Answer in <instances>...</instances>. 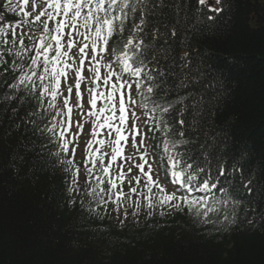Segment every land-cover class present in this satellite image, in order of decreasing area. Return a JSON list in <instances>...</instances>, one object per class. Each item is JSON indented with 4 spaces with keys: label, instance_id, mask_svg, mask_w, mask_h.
Instances as JSON below:
<instances>
[{
    "label": "trees",
    "instance_id": "1",
    "mask_svg": "<svg viewBox=\"0 0 264 264\" xmlns=\"http://www.w3.org/2000/svg\"><path fill=\"white\" fill-rule=\"evenodd\" d=\"M211 3L222 10L198 11V0H146L147 24L141 35L147 34L146 43L155 41L149 59L151 53L157 57L154 75L161 89L168 90L166 99L187 97L171 113L190 141L181 150L201 160L204 153L219 157L214 166L242 168L243 181L240 171L234 173L235 202L217 205L220 212L210 216L214 223H201L186 211L161 216L162 210L155 209L148 217L143 207L135 217L129 208L127 219L121 210L118 219L111 204L105 211L77 193L69 203L66 174L52 155L56 146L26 117L34 105L19 107L18 101L3 99L12 92L6 84L14 83L8 72L0 77V264H264V0ZM5 4L0 0L5 15L0 23L15 24L20 17L5 12ZM139 19V11L130 15L127 27ZM182 80L187 87L176 90ZM37 123L42 128L47 121ZM148 135L156 137L148 141L153 146L161 137L160 132ZM82 137L75 157L81 169L91 135ZM153 159L159 162V156ZM79 184L83 192L82 171ZM207 195L211 200L212 194Z\"/></svg>",
    "mask_w": 264,
    "mask_h": 264
},
{
    "label": "snow or ice",
    "instance_id": "2",
    "mask_svg": "<svg viewBox=\"0 0 264 264\" xmlns=\"http://www.w3.org/2000/svg\"><path fill=\"white\" fill-rule=\"evenodd\" d=\"M198 2V11L222 10L211 0ZM145 3L146 0H6L5 12L15 13L20 19L15 24L0 23V77L8 72L14 74V83L6 84L12 92L5 93L3 99L16 100L19 107L25 103L34 105L26 117L56 146L52 155L58 157L66 174L68 195L72 197L69 203L75 202L73 193H77L90 197L105 211L111 204L118 219L121 210L127 219L129 208L135 217L143 207L148 217L155 209L162 210L161 216L186 211L201 223H214L210 216L220 212L217 205L235 202L231 196L234 173L240 171L243 181L242 168L233 165L229 170L226 163L214 166L213 159L219 157L204 153L201 160L181 150L190 141L175 126L171 113L176 110L175 104L187 97L175 102L167 100L168 90L161 89L154 75L158 61L154 53L151 59L149 55L155 41L146 43L147 34L141 35L147 24ZM221 3L215 0L216 5ZM137 11L139 23L133 22L129 29L130 15ZM207 18L211 20L213 16ZM4 19L0 13V21ZM172 36H176L175 30ZM159 75L164 73L160 71ZM186 87L183 80L175 85L176 90ZM160 99L164 104L158 103ZM17 112L18 108H14L13 113ZM74 113L80 118L74 119ZM38 121L47 123L41 128ZM89 123L91 139L85 142L81 169L75 157ZM179 123L183 125L185 121L181 119ZM101 130L106 132L97 139ZM156 132L161 137L153 146L148 141L156 137L148 134ZM95 144L102 147L94 148ZM154 156H159V162ZM81 171L85 176L83 192L79 184ZM169 185L170 191L166 187ZM244 187L251 191L247 184ZM216 193H223V197ZM224 220H228L227 215ZM120 223L123 225L124 219Z\"/></svg>",
    "mask_w": 264,
    "mask_h": 264
},
{
    "label": "rangeland",
    "instance_id": "3",
    "mask_svg": "<svg viewBox=\"0 0 264 264\" xmlns=\"http://www.w3.org/2000/svg\"><path fill=\"white\" fill-rule=\"evenodd\" d=\"M82 87V90L84 89V85H82L81 86ZM87 93L85 92L84 93V101L87 103ZM75 98V96H74V93H73V98L72 99H74ZM88 104V103H87ZM98 106H99V101H98ZM88 110V108H85V111H87ZM74 117L75 118H77V119H79L80 118V115H78V114H75L74 113ZM74 118V119H75ZM90 130H91V124L89 123V124H86L85 125V128H84V133H85V135L87 136L88 134H90ZM106 131V130H105ZM137 139H139V138H137ZM82 140L83 139H81V141H80V143H79V147H78V150H77V154H76V156H79V154H80V152H81V150H82ZM129 144H130V141H129ZM127 151V150H126ZM119 162V161H118Z\"/></svg>",
    "mask_w": 264,
    "mask_h": 264
}]
</instances>
